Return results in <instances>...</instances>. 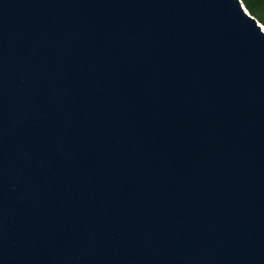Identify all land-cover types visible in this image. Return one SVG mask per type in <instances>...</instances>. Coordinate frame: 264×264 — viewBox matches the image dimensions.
Instances as JSON below:
<instances>
[{"label":"water","instance_id":"water-1","mask_svg":"<svg viewBox=\"0 0 264 264\" xmlns=\"http://www.w3.org/2000/svg\"><path fill=\"white\" fill-rule=\"evenodd\" d=\"M0 264H264L242 0H0Z\"/></svg>","mask_w":264,"mask_h":264},{"label":"trees","instance_id":"trees-1","mask_svg":"<svg viewBox=\"0 0 264 264\" xmlns=\"http://www.w3.org/2000/svg\"><path fill=\"white\" fill-rule=\"evenodd\" d=\"M245 7L253 16L261 18L264 24V0H242Z\"/></svg>","mask_w":264,"mask_h":264},{"label":"rangeland","instance_id":"rangeland-1","mask_svg":"<svg viewBox=\"0 0 264 264\" xmlns=\"http://www.w3.org/2000/svg\"><path fill=\"white\" fill-rule=\"evenodd\" d=\"M258 20H259V22L264 26V24L262 23V21H261V18H259L258 16H255Z\"/></svg>","mask_w":264,"mask_h":264},{"label":"bare ground","instance_id":"bare-ground-1","mask_svg":"<svg viewBox=\"0 0 264 264\" xmlns=\"http://www.w3.org/2000/svg\"><path fill=\"white\" fill-rule=\"evenodd\" d=\"M264 27V26H263Z\"/></svg>","mask_w":264,"mask_h":264}]
</instances>
